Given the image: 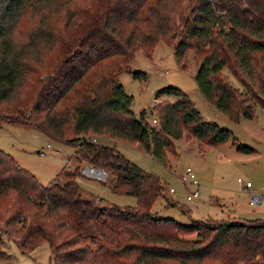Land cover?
<instances>
[{
    "label": "trees",
    "instance_id": "obj_1",
    "mask_svg": "<svg viewBox=\"0 0 264 264\" xmlns=\"http://www.w3.org/2000/svg\"><path fill=\"white\" fill-rule=\"evenodd\" d=\"M192 1V14L183 16L161 0H0V103L24 89L17 115L0 120L71 144L77 164L42 185L0 149V203L8 199L0 208V233L11 236L23 253L47 243L52 264H264V218L182 224L155 217L150 210L166 189L160 179L113 146L85 139L134 145L164 167L175 139L194 138L200 147L229 139L227 129L203 120L173 85L156 91L174 99L158 101L157 123L151 125L150 113L136 114L132 95L117 81L121 70L146 76L128 62L138 49L150 55L165 39L160 37L176 29L177 16L182 37L175 57L180 62L194 49L200 58L194 78L205 99L233 122L253 119L257 105L264 108L259 96L264 95V0ZM28 12L39 16L17 41ZM43 68L49 72L39 80ZM223 68L242 88L219 75ZM256 82L260 94L253 92ZM82 162L103 168L104 183L134 197L135 206L81 199L75 181Z\"/></svg>",
    "mask_w": 264,
    "mask_h": 264
},
{
    "label": "rangeland",
    "instance_id": "obj_2",
    "mask_svg": "<svg viewBox=\"0 0 264 264\" xmlns=\"http://www.w3.org/2000/svg\"><path fill=\"white\" fill-rule=\"evenodd\" d=\"M161 2L166 3L168 7L173 5L172 9L177 12L176 14L183 16L190 15V12L192 14L194 10L192 0H161ZM38 16L39 13L28 12L25 21L20 25V32L16 34L19 35L15 37L17 41L24 39V34ZM175 25L174 31L160 37L165 38L166 41L158 40L150 55L138 49L128 62L131 70L144 71L145 77L136 78L130 72L121 70L117 74V81L127 94L132 95L131 108L136 114L142 109L153 114L158 101L163 98L174 99L166 94L156 96V91L160 87L173 85L181 89L199 110L203 120L216 123L231 133L229 139L223 144L203 147H200L199 142L194 138L187 139L183 136L175 139L172 141L174 148L166 154L168 167L159 164L149 154L140 151L134 145L99 137L98 139L102 143L113 146L129 162L160 179L166 189H164V195L159 196L152 205L150 212L153 216L173 218L182 224H189L190 218L188 214H184L188 206L193 218L220 220L224 214L229 213L224 209V204L237 202L241 206H248V195L243 188L246 182L252 184V191L264 194V108L258 105L254 108L252 121L240 118L238 122H233L205 99L194 78L200 61L194 49L185 51L180 62L175 57L174 46L182 37V24L178 16L175 17ZM48 72L45 68L41 69L38 75L39 80L44 79ZM219 75L226 78L232 85L242 88L227 68L221 69ZM257 84L258 82L254 86V93L258 91ZM23 92L24 89L21 88L12 99L0 103V115L3 120H7L8 116L17 115L15 110L19 106L18 98H21ZM258 94H260L259 91ZM259 96L264 100V95ZM30 107L29 105L28 108ZM18 111L23 110L19 108ZM3 120H0V149L10 154L21 168L34 174L42 185L48 184L62 168L72 170L77 165L72 156L74 148L71 144L52 141L34 128L13 126ZM239 144L254 147L256 152L241 153L235 150V146ZM47 145H50V148H47ZM41 152L43 155L40 154ZM186 168L193 170L198 183L199 195L191 202L186 201V195L193 188L185 186L178 178ZM238 178L242 180V183L237 182ZM75 182L79 187L81 199L98 200L100 206L115 205L121 209L135 206L134 197L116 194L104 182L83 176H78ZM169 188H172L175 193L168 194ZM7 202L8 199L2 201L0 208L7 206ZM251 211H254L252 215H244L245 217L242 218H264V205L251 208ZM235 218L229 217L227 220L239 219ZM0 236V264H52L47 243H42L32 251L23 253L12 241L11 236L1 235V233Z\"/></svg>",
    "mask_w": 264,
    "mask_h": 264
},
{
    "label": "built area",
    "instance_id": "obj_3",
    "mask_svg": "<svg viewBox=\"0 0 264 264\" xmlns=\"http://www.w3.org/2000/svg\"><path fill=\"white\" fill-rule=\"evenodd\" d=\"M148 121L151 125H156L157 121L154 113L148 115ZM85 139L87 142L92 144L101 143L96 137H85ZM47 148H50V145H47ZM40 154L43 155L42 152ZM79 174L80 176H83L88 179H93L98 182H105L108 177L107 172L103 168L94 166L93 164H90L88 162H82L79 164ZM178 178L185 186L188 185L193 188L186 195V201L191 202L195 197L199 195L198 183L193 170L190 168H186L183 174L179 175ZM237 182L242 183V180L238 178ZM243 188L246 192H248V205L250 207L254 208L264 205V194L250 191V182H246ZM167 193L174 194L175 191L172 188H169L167 189Z\"/></svg>",
    "mask_w": 264,
    "mask_h": 264
},
{
    "label": "crops",
    "instance_id": "obj_4",
    "mask_svg": "<svg viewBox=\"0 0 264 264\" xmlns=\"http://www.w3.org/2000/svg\"><path fill=\"white\" fill-rule=\"evenodd\" d=\"M250 121H252V119H250ZM254 149L253 152L249 153V154H254L256 152V149L254 147H252ZM236 150V149H235ZM245 191V190H244ZM250 191H252V184H251V189ZM247 193L248 195V192H245ZM174 201V200H173ZM247 205H248V202H247ZM196 207V206H195ZM261 207V206H260ZM187 210H186V213L184 214H188L187 216L190 218L188 221H192L193 219L195 220H203L204 218L203 217H200V218H196V217H192V214L191 213V210L189 211V208L188 206L186 207ZM197 208V207H196ZM251 208L253 209V207H250L249 205L248 206H241L239 203L235 202V203H230L229 205H226L224 204V209L227 210L229 213L228 214H224L223 220H227L229 217L233 218V219H236L235 217H238L239 219L237 220H253V219H243L242 217H245L244 215H252L254 213V211H251ZM258 208V207H257ZM241 215V216H240ZM249 216V215H248ZM225 217V218H224ZM257 219V218H255Z\"/></svg>",
    "mask_w": 264,
    "mask_h": 264
}]
</instances>
